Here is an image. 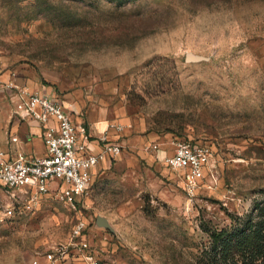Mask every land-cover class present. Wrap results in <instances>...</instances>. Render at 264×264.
Here are the masks:
<instances>
[{"label":"rangeland","instance_id":"obj_1","mask_svg":"<svg viewBox=\"0 0 264 264\" xmlns=\"http://www.w3.org/2000/svg\"><path fill=\"white\" fill-rule=\"evenodd\" d=\"M123 13L157 28L117 44ZM10 77L60 100L79 94L84 111L124 125L130 146L76 208L56 194L31 210L7 197L0 264H58L44 253L79 220L103 264H209L211 229L264 203V0H0ZM17 96L0 88V119ZM180 140L212 151L193 197L165 161Z\"/></svg>","mask_w":264,"mask_h":264},{"label":"built area","instance_id":"obj_2","mask_svg":"<svg viewBox=\"0 0 264 264\" xmlns=\"http://www.w3.org/2000/svg\"><path fill=\"white\" fill-rule=\"evenodd\" d=\"M0 88L17 91L23 105L19 115L41 123L47 148L44 155H35L24 151L12 154L0 147V219L11 210L5 203L7 197L31 210L44 197L56 194L76 208L92 185L94 168L120 157L124 146L104 135L95 148L86 125L74 121L64 103L50 94L21 87L12 77L0 78ZM115 128L122 131L124 125ZM211 152L208 144L180 140L173 154L166 157V164L181 177L190 197L201 187ZM87 226L79 220L69 241L54 244L44 257L58 264H103L89 241Z\"/></svg>","mask_w":264,"mask_h":264},{"label":"crops","instance_id":"obj_3","mask_svg":"<svg viewBox=\"0 0 264 264\" xmlns=\"http://www.w3.org/2000/svg\"><path fill=\"white\" fill-rule=\"evenodd\" d=\"M36 92L52 95V91L40 88H33ZM72 118L77 123H84L93 137V146L98 148L97 141L104 135L110 139L119 140L126 147L130 146V136H125V127L118 131L115 127L110 128L107 118L99 114L91 113L88 109L84 111L85 103L83 97L79 94H67L61 100ZM10 114L8 117L0 119V147L16 154L18 151H24L29 154L44 155L47 152L46 144L43 138V127L40 122L30 117L22 118L19 113L23 109L22 101L19 95L15 100L8 101ZM5 106V105H4ZM3 110L2 106L0 111ZM86 114V115H85ZM125 130V131H124ZM136 140L133 141L135 143ZM121 163L114 160H107L101 163L93 170V182L96 178L99 180L111 177L120 173ZM91 187V186H90Z\"/></svg>","mask_w":264,"mask_h":264},{"label":"trees","instance_id":"obj_4","mask_svg":"<svg viewBox=\"0 0 264 264\" xmlns=\"http://www.w3.org/2000/svg\"><path fill=\"white\" fill-rule=\"evenodd\" d=\"M117 44H132L140 36L156 30V25L141 26L138 19L120 14ZM257 213L236 217L230 228L210 231V246L205 250L209 264H264V203H257Z\"/></svg>","mask_w":264,"mask_h":264},{"label":"water","instance_id":"obj_5","mask_svg":"<svg viewBox=\"0 0 264 264\" xmlns=\"http://www.w3.org/2000/svg\"><path fill=\"white\" fill-rule=\"evenodd\" d=\"M187 57H188V59H190V60H199V59L202 58L200 55H196V54L191 53V52L187 54ZM98 224H100V225H105V226H109V227H110V225H109L107 219H105L104 217H99V218H98Z\"/></svg>","mask_w":264,"mask_h":264}]
</instances>
